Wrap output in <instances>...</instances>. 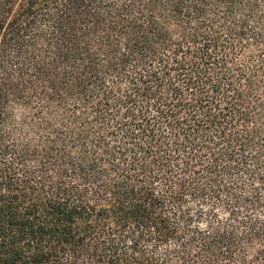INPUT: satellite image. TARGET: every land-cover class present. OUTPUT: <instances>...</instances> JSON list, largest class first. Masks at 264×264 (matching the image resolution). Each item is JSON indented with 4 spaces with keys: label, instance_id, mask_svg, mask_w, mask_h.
Wrapping results in <instances>:
<instances>
[{
    "label": "trees",
    "instance_id": "obj_1",
    "mask_svg": "<svg viewBox=\"0 0 264 264\" xmlns=\"http://www.w3.org/2000/svg\"><path fill=\"white\" fill-rule=\"evenodd\" d=\"M0 264H264V0H0Z\"/></svg>",
    "mask_w": 264,
    "mask_h": 264
}]
</instances>
